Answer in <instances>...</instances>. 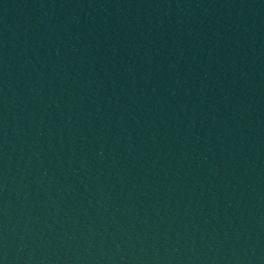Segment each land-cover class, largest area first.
<instances>
[{
    "label": "water",
    "instance_id": "1",
    "mask_svg": "<svg viewBox=\"0 0 264 264\" xmlns=\"http://www.w3.org/2000/svg\"><path fill=\"white\" fill-rule=\"evenodd\" d=\"M0 264H264V0H0Z\"/></svg>",
    "mask_w": 264,
    "mask_h": 264
}]
</instances>
